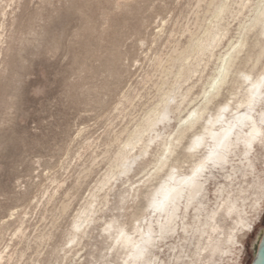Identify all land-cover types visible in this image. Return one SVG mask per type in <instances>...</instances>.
<instances>
[{"label": "bare ground", "instance_id": "obj_1", "mask_svg": "<svg viewBox=\"0 0 264 264\" xmlns=\"http://www.w3.org/2000/svg\"><path fill=\"white\" fill-rule=\"evenodd\" d=\"M119 5L125 10L131 6L128 1ZM6 6H0L1 16ZM155 17L148 38L139 42V57L128 65L134 78L127 79L112 101L106 127L92 139L78 129L75 138L82 139L78 157L85 159L75 165L71 179L53 177L47 186L40 183L42 189L33 200L22 210L12 208L2 221L0 242L7 230L9 239L0 247V264H123L131 249L110 251L115 233L109 237L104 222L122 215L117 210L120 197L131 191L128 186L137 182L158 151V145L149 142L157 133L175 131L182 112L205 91L225 57L254 78L264 72V0H170ZM241 84L233 78L229 90L242 92ZM174 163L187 170L192 158L181 152ZM92 174L95 178L87 183ZM206 180L199 195L189 189L177 201L181 209L177 224L186 231L178 229L159 241L149 248L151 256L146 259L158 258L164 264L251 263L264 228V211L253 210L264 195V155L259 149L248 157L237 151L223 169L206 174ZM217 203L224 208L213 221L209 217ZM228 208L233 209L231 214ZM34 212L37 217L31 224ZM123 215L131 230L121 227L129 235L135 232V240L139 233L134 215L145 233L149 228L159 232V213L145 215L137 206ZM65 216L67 225L53 241ZM77 223L80 231L74 227Z\"/></svg>", "mask_w": 264, "mask_h": 264}, {"label": "rangeland", "instance_id": "obj_2", "mask_svg": "<svg viewBox=\"0 0 264 264\" xmlns=\"http://www.w3.org/2000/svg\"><path fill=\"white\" fill-rule=\"evenodd\" d=\"M169 1L0 0L8 4L0 15V225L33 200L40 183L71 179L85 159L78 129L92 139L106 127L112 101L134 78L128 65L139 42ZM66 225L65 216L53 241ZM3 233L0 247L9 239Z\"/></svg>", "mask_w": 264, "mask_h": 264}, {"label": "snow or ice", "instance_id": "obj_3", "mask_svg": "<svg viewBox=\"0 0 264 264\" xmlns=\"http://www.w3.org/2000/svg\"><path fill=\"white\" fill-rule=\"evenodd\" d=\"M233 78L242 81V92L229 90ZM149 143H156L158 151L136 178L137 182L128 186L131 191H126L120 197L117 210L122 215H114L110 222H104L103 231L109 237L115 233V243L110 245L109 250L118 247L131 249L123 264H164L158 258L146 257L151 256L149 248L157 247L159 241L175 235L178 229L186 231L177 224V221H181L177 201L183 199L182 193L191 189L199 195L207 182L206 174L212 169H223L228 164L229 156L237 151L242 150L244 156L248 157L259 149L264 155V72L254 78L234 68L225 57L224 64L217 66L216 74L205 86V91L187 111L182 112L175 131L157 133L155 140ZM181 152L192 158L191 167L187 170L178 168L174 163ZM137 206L142 207L145 215L155 217L161 214V220L157 221L158 233L152 228L145 233L140 227L139 217L135 215L132 220L135 221L139 240L134 239L135 232L129 235L125 231V227L131 228L125 222L123 213L134 211ZM105 207L102 206L100 211ZM223 208V203H217L209 219L214 221ZM257 208L264 211V195L259 205L253 204V210ZM232 211V208H228L229 214ZM94 216L95 212L92 213ZM121 224L125 227H121ZM74 227L80 231L79 223ZM192 264H196L195 260Z\"/></svg>", "mask_w": 264, "mask_h": 264}, {"label": "water", "instance_id": "obj_4", "mask_svg": "<svg viewBox=\"0 0 264 264\" xmlns=\"http://www.w3.org/2000/svg\"><path fill=\"white\" fill-rule=\"evenodd\" d=\"M250 264H264V228L259 238L253 259Z\"/></svg>", "mask_w": 264, "mask_h": 264}]
</instances>
